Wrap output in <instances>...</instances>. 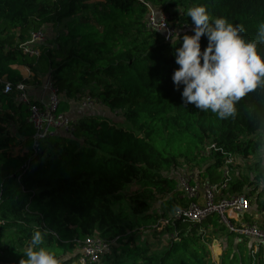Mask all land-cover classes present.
<instances>
[{
  "label": "trees",
  "instance_id": "1",
  "mask_svg": "<svg viewBox=\"0 0 264 264\" xmlns=\"http://www.w3.org/2000/svg\"><path fill=\"white\" fill-rule=\"evenodd\" d=\"M89 1L0 0V232L14 231L18 237L8 247L22 249L19 255L26 259L31 234L39 230L41 246L60 264H78L79 244L97 233L108 241L119 238L111 253L121 256H109L102 264H264L262 252L253 255V244L226 231L217 217L202 226L174 219L188 200L168 176L185 161L219 184L218 171L230 157L248 160L264 152V86L240 99L235 115L227 119L184 104L182 86L177 89L171 78L179 67L174 58L178 38L172 43L148 30L145 5L167 12L180 37L193 34L187 9L203 5L210 22L222 17L242 25V37L256 40L264 55L257 36L264 0ZM62 25L65 32L52 38L53 28ZM41 29L48 39L38 46L40 56L24 54L21 44ZM200 44L203 51L207 39L202 37ZM16 66L28 68L33 80ZM45 75L52 76L64 97L61 111L69 110L71 99L92 96L97 107L122 116L128 125L106 114L79 111L71 136L35 142L29 106L19 101L16 86ZM7 84L13 87L10 93H4ZM92 85L95 90L85 89ZM24 144L30 154L20 149L12 157L10 150ZM237 167L224 195L248 193L254 198L253 212L263 205L264 173L258 164L250 177ZM259 182L263 187L257 194ZM136 184L148 201L135 195L127 208L123 191ZM157 200L160 207L153 209ZM165 221L166 229L157 236L132 239L158 231ZM225 231L244 241L229 243L217 263L209 243L212 234ZM148 238L162 239L164 245L155 249Z\"/></svg>",
  "mask_w": 264,
  "mask_h": 264
},
{
  "label": "built area",
  "instance_id": "2",
  "mask_svg": "<svg viewBox=\"0 0 264 264\" xmlns=\"http://www.w3.org/2000/svg\"><path fill=\"white\" fill-rule=\"evenodd\" d=\"M142 1L144 2V0ZM145 5L148 12L146 17L147 29L152 32H161L166 41L171 42L178 32L170 22V15L165 11H158L150 3H145ZM47 39L45 30L41 29L33 32L30 39L21 44V48L24 54L39 57L40 49L38 46L46 42ZM27 71L29 76L25 78L33 80L34 74L29 69ZM31 87L35 90V94H30ZM16 89L19 91V101L29 106V122L35 130V142L59 134L71 136L76 131L79 122L76 113L79 111L85 112L98 106L92 96H85L79 99H71L69 110L61 111L64 97L58 92L50 75H45L30 85L18 84ZM12 90L13 87L7 84L4 93H10ZM211 147L214 148L215 146L212 145ZM209 149L210 147L206 149L205 154ZM240 160L242 162L246 161L238 157H230L225 162V165L218 171L221 175L219 184L211 182L209 177L204 178L201 176L200 171L196 169L186 168L181 171L177 168L168 172V176L176 181L180 196L188 200V205L180 208L173 218L182 220L184 223L190 222L202 226L210 216H215L226 231L245 238L253 244V255L261 251L264 256V201L261 207L252 212L251 201L254 198L249 196L248 193L224 195L232 180L231 174L239 166ZM262 179L264 185V175ZM259 191L261 190L259 189L256 193L258 194ZM256 196L258 197V195ZM247 214L250 216L246 218ZM166 223L167 221L164 222L165 225ZM176 235L177 233L174 237ZM118 239L108 241L102 239L97 233L85 238L77 249L80 254L78 264H102L112 254L114 247H118Z\"/></svg>",
  "mask_w": 264,
  "mask_h": 264
},
{
  "label": "clouds",
  "instance_id": "3",
  "mask_svg": "<svg viewBox=\"0 0 264 264\" xmlns=\"http://www.w3.org/2000/svg\"><path fill=\"white\" fill-rule=\"evenodd\" d=\"M193 34H177L173 84L181 88L184 104H192L201 111H210L219 119L236 113V103L248 93L264 86V55L257 51L256 40H246L242 25L233 26L219 17L211 20L203 5L187 9ZM258 40L264 42V23L258 28ZM207 45L201 51V38ZM172 40V36H171ZM173 43V40H172ZM43 234L36 230L24 251L20 264H60L57 256L41 246ZM213 252H221L220 242L213 244Z\"/></svg>",
  "mask_w": 264,
  "mask_h": 264
},
{
  "label": "rangeland",
  "instance_id": "4",
  "mask_svg": "<svg viewBox=\"0 0 264 264\" xmlns=\"http://www.w3.org/2000/svg\"><path fill=\"white\" fill-rule=\"evenodd\" d=\"M97 1H102V0H90L88 2V4H94V3H97ZM45 30V29H44ZM65 32L64 31V26H59L56 28H53V31H52V38H56L57 35L56 33H63ZM53 48H56L57 45H52ZM24 70V69H23ZM26 75V73H24ZM87 90H95L96 87L95 86H90V87H87L85 88ZM96 107H93L91 109L88 110V112H83V113H96L98 114L99 116L101 114H106V116H108L112 121H115L117 123H120L123 124V125H128V123L126 122V120L123 119L122 116H118L116 114H110V112H108V110L105 108V107H97L96 109H94ZM94 109V110H93ZM109 113V114H108ZM125 122V123H124ZM209 163L206 162L204 165H202V169H205V167L208 165ZM258 164V168L259 169V173H264V152H261L259 153L258 156L256 157H252L244 162H242L241 160L239 161V166L242 165V167H237V171L239 170L241 172L242 175L246 176V175H250L252 176L253 173H255L256 171V165ZM188 162H182L181 163V166H179V169L181 171H184L186 168H188ZM240 168V169H239ZM258 189L261 190L262 188V183L259 182L258 184ZM142 188L140 186V184H136V185H132L130 187H127L124 191H123V194H122V197L124 198V205L129 208L130 207V202L131 200L133 199V197L136 195H139L140 198H142V200H145V201H148L146 198L142 197L144 195V193H142ZM160 201L157 200L156 202H154L153 204V209L156 208L158 209L160 206ZM117 209V208H116ZM166 229V225L163 224V226L158 230V231H155V232H150V233H146L144 232V234H136V235H133L132 239L136 242V238L137 237H141L142 235V238L144 236H157L159 234V232L161 231H164ZM14 232V231H13ZM12 231H5V232H0V237L1 236H4V238L0 241V264H20V260L22 259V257H20L19 255V250H22L20 248H17L16 250L17 251H14L12 252L11 250L13 249V247H8V246H11V241H16L17 240V234L14 232L13 234ZM227 232H220L218 233L217 235L216 234H212L213 237L215 238H212L214 239L212 242H210L209 244V247H210V250H211V253H212V258L218 263L219 261V256L221 254H223V251L225 252L229 243H233V245L237 244V242H243L244 240H241V241H238L237 238H234V237H228ZM149 241H150V244L153 245V247L156 249V248H161L162 245H164V243L162 242V239H153V238H148ZM216 241H219L220 242V248H221V252L217 255L213 252V244L214 242ZM78 252V251H77ZM119 256H121L120 253H116L114 255V253L112 255H110V257L112 258H118Z\"/></svg>",
  "mask_w": 264,
  "mask_h": 264
},
{
  "label": "crops",
  "instance_id": "5",
  "mask_svg": "<svg viewBox=\"0 0 264 264\" xmlns=\"http://www.w3.org/2000/svg\"><path fill=\"white\" fill-rule=\"evenodd\" d=\"M15 68L20 70V72L23 75V77H28L29 76L28 71H27L28 68H26V67H17V66ZM24 73H26V75ZM31 93L32 94L36 93L35 90L32 89V87L30 89V94ZM20 149L24 152V154H28V155L30 154V147L24 144V145L18 146L16 148H12L10 150V154L12 155V157H15V158L18 157L17 155H15V153H17Z\"/></svg>",
  "mask_w": 264,
  "mask_h": 264
}]
</instances>
